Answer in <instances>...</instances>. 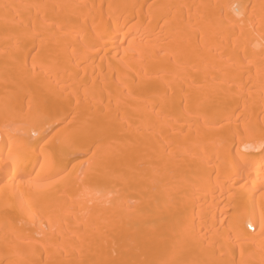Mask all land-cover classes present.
I'll return each instance as SVG.
<instances>
[{
	"label": "bare ground",
	"instance_id": "6f19581e",
	"mask_svg": "<svg viewBox=\"0 0 264 264\" xmlns=\"http://www.w3.org/2000/svg\"><path fill=\"white\" fill-rule=\"evenodd\" d=\"M262 145L264 0H0V264H264Z\"/></svg>",
	"mask_w": 264,
	"mask_h": 264
},
{
	"label": "rangeland",
	"instance_id": "374dc122",
	"mask_svg": "<svg viewBox=\"0 0 264 264\" xmlns=\"http://www.w3.org/2000/svg\"><path fill=\"white\" fill-rule=\"evenodd\" d=\"M234 144H235V143H234ZM197 145H198L199 148H202V146H203V145H206V143L203 144V142H200V143L198 142ZM197 155H198V154H197ZM199 155L201 156V152H200ZM84 159H85V157H83V156H78V157L76 158L75 161H79V162H80V161H83V164L85 165V164H87V162H85ZM225 224H226V225H225ZM225 224H224V227L228 225L227 222H226ZM228 227H229V226H227L226 228H228ZM249 231H251V232H255V229L253 230L252 228H250ZM163 239H164V238H163ZM214 245H215V246H214ZM216 246H217V245H216L215 243H213V248L216 247ZM218 247L221 248L220 250H221L222 252H223V250L226 251V248L224 247V245H220V243H218ZM223 247H224V248H223ZM219 248H216V250H214V249H213V250L217 252V255L219 254V255H221V256H224V254H222V252L219 251ZM219 252H221V254H220ZM223 253H224V252H223ZM215 254H216V253H215Z\"/></svg>",
	"mask_w": 264,
	"mask_h": 264
},
{
	"label": "snow or ice",
	"instance_id": "6c2138e0",
	"mask_svg": "<svg viewBox=\"0 0 264 264\" xmlns=\"http://www.w3.org/2000/svg\"><path fill=\"white\" fill-rule=\"evenodd\" d=\"M262 147H264V145H262Z\"/></svg>",
	"mask_w": 264,
	"mask_h": 264
}]
</instances>
